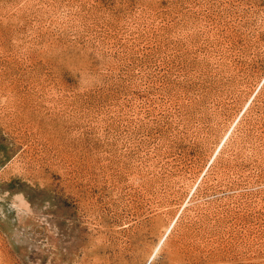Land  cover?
Returning <instances> with one entry per match:
<instances>
[{"label":"rangeland","instance_id":"374dc122","mask_svg":"<svg viewBox=\"0 0 264 264\" xmlns=\"http://www.w3.org/2000/svg\"><path fill=\"white\" fill-rule=\"evenodd\" d=\"M0 264H264V0H0Z\"/></svg>","mask_w":264,"mask_h":264}]
</instances>
